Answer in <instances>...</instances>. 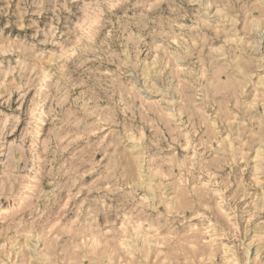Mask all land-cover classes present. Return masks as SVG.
<instances>
[{
    "label": "rangeland",
    "instance_id": "1",
    "mask_svg": "<svg viewBox=\"0 0 264 264\" xmlns=\"http://www.w3.org/2000/svg\"><path fill=\"white\" fill-rule=\"evenodd\" d=\"M0 264H264V0H0Z\"/></svg>",
    "mask_w": 264,
    "mask_h": 264
}]
</instances>
